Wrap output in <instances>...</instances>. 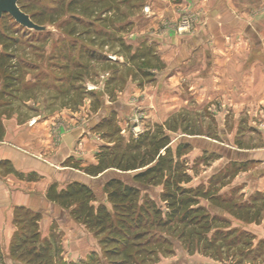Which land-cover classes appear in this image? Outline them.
Listing matches in <instances>:
<instances>
[{
	"label": "rangeland",
	"instance_id": "1",
	"mask_svg": "<svg viewBox=\"0 0 264 264\" xmlns=\"http://www.w3.org/2000/svg\"><path fill=\"white\" fill-rule=\"evenodd\" d=\"M26 1L30 13L45 12L49 30L38 33L9 14L0 17V34L17 38L13 50L28 64L14 94L3 93L0 80V139L55 166L78 169L76 180L92 186L110 208L104 179L119 171L86 172L107 146L121 138L129 143L148 130L157 133L161 125L177 159L182 138L205 139L208 145L194 143L181 158L193 176L185 186L209 190L199 204L229 220L223 230L236 232L232 239L218 237L226 242L218 258L204 253L203 243L191 254L173 237L174 253L159 252L152 264H264V0ZM60 7L64 15L50 23L49 15ZM74 25L81 35L68 34ZM138 50L143 53L133 58ZM71 56L87 68L79 70L82 81L69 78L77 70ZM221 145L234 151L231 157ZM162 190L151 186L139 203L150 196L166 210ZM42 205L37 210L44 217L49 209ZM50 220V238L67 262L84 264L94 254L111 264L101 238L84 224ZM4 239L0 264H12Z\"/></svg>",
	"mask_w": 264,
	"mask_h": 264
},
{
	"label": "trees",
	"instance_id": "2",
	"mask_svg": "<svg viewBox=\"0 0 264 264\" xmlns=\"http://www.w3.org/2000/svg\"><path fill=\"white\" fill-rule=\"evenodd\" d=\"M77 1L73 0L70 5ZM19 5L36 23L46 25L45 12L30 13L31 8L26 0H20ZM5 14L8 13L2 16ZM63 15V7L57 8L49 15L50 23H57ZM63 24H66L65 21L61 22L60 28L64 29ZM76 26L68 31L69 35H81ZM48 30L35 31L42 33ZM17 42L14 36L0 34V43L4 46L0 50V80H3V93L14 94V89H18L22 79V69L28 65L24 60L17 59V53L13 50ZM141 53L143 52L138 50L133 54V58L139 57ZM90 55H95V52L92 51ZM106 60L112 62L110 58ZM71 62L77 70L71 71L69 78H72V81H82L85 75L79 70L88 72L84 62L74 56H71ZM66 67L69 68L68 65ZM169 129L175 131L177 128L170 126ZM171 142L170 135L164 132L163 126L160 125L157 133L148 130L129 143H124L121 138L114 146H107V151L99 155V163L86 168L88 174L95 176L109 167L119 171L116 175L111 173L107 177L109 179L105 180L103 192L107 195L111 208L99 199L92 186L78 180L70 182L62 189H58L56 182L52 183L47 190V198L69 210L75 221L84 224L101 238L104 254L111 264H152L159 252L174 253L173 237L187 245L191 254L195 252L196 245L203 243L206 247L204 253L218 258V253H223L222 248L226 243L224 238L228 239L236 230H223L229 220L213 215L205 206L199 204L200 197L209 198V190H204L202 186H185L191 182L193 176L189 172L187 161L181 158L193 147L192 138L181 139L177 146V159L173 155ZM1 163L9 164V161ZM131 171L136 172L129 176L127 172ZM16 173L29 180L37 178L35 173L26 176L17 171ZM158 185L163 186L159 196L166 210L150 196H147L143 203H139L143 191ZM96 201H99L98 205L95 204ZM42 219L41 211L26 205L15 207L14 223L17 229L10 243L6 261L11 259L12 264H21L19 261L27 264H71L60 256L51 238L42 236ZM214 227L216 231L213 237L209 238L207 234ZM164 230L172 233L168 236L164 234ZM219 236L224 237L221 242L217 241ZM258 253L262 254V251L259 250ZM84 264L102 263L98 256L91 254Z\"/></svg>",
	"mask_w": 264,
	"mask_h": 264
},
{
	"label": "crops",
	"instance_id": "3",
	"mask_svg": "<svg viewBox=\"0 0 264 264\" xmlns=\"http://www.w3.org/2000/svg\"><path fill=\"white\" fill-rule=\"evenodd\" d=\"M3 161H9V170L1 163ZM16 171L25 176L36 173L40 179L29 180L19 176ZM78 172L79 170L73 167L55 166L53 162L9 143L6 137L0 139V239L5 238L7 251L15 232L13 221L16 206L26 205L37 210L38 203L41 202L44 210L49 209V213L41 222L44 238H50L52 216H57L58 220L73 221L71 215L63 208L49 202L47 190L54 182H58L61 189L65 188L71 181L78 179Z\"/></svg>",
	"mask_w": 264,
	"mask_h": 264
},
{
	"label": "water",
	"instance_id": "4",
	"mask_svg": "<svg viewBox=\"0 0 264 264\" xmlns=\"http://www.w3.org/2000/svg\"><path fill=\"white\" fill-rule=\"evenodd\" d=\"M19 1L20 0H0V17L4 14V13H8L10 14L16 22H18L19 24H21L22 26H25L29 29H34V30H47L48 26L47 25H41L36 23L30 14H28L27 12H25L21 6L19 5ZM193 143H197V142H201L203 143L204 146L209 144V141L205 140V139H192ZM219 148H221L222 151L226 152V155L228 157H231L232 154L234 153V151H232V149L230 147H226V146H219ZM239 156L241 158H245L247 156V154L245 152H239ZM109 175L105 176V179L108 177ZM104 179V181H105Z\"/></svg>",
	"mask_w": 264,
	"mask_h": 264
}]
</instances>
